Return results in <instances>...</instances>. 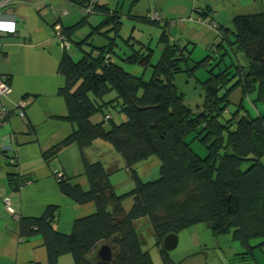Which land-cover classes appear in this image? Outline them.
Listing matches in <instances>:
<instances>
[{
  "label": "trees",
  "instance_id": "16d2710c",
  "mask_svg": "<svg viewBox=\"0 0 264 264\" xmlns=\"http://www.w3.org/2000/svg\"><path fill=\"white\" fill-rule=\"evenodd\" d=\"M65 1L86 16L91 7L90 13L102 19L79 42L72 41V36L87 23L85 19L61 29L63 41L78 48L85 44L90 50L73 62L64 49L58 68L64 85L59 94L67 107L63 119L74 128L43 157L48 160L64 146L76 145L88 188L82 190L61 174L58 189L77 205L93 203L94 212L76 219L71 231L62 234L53 228L58 209L47 207L38 218L20 220L19 238L39 236L47 264H55L65 254L71 255L74 264H152L142 248L144 237L151 234L161 263L175 264L162 248L163 238L205 224L215 235L231 233L232 240L244 249L240 255L252 258L255 250L264 247V114L252 115L243 102L249 99L252 106L264 105V10L234 16L231 26L224 27L213 23L209 7L195 9L198 17L192 20L212 24L216 43L206 48L213 57L190 64L192 50L187 43L170 39L168 22L160 23L159 16L158 20L136 18L161 30V51L152 64L148 46L133 50L134 45H129L131 53L122 57L114 51L122 25L117 10L91 0ZM94 35L106 43L93 46ZM130 40L132 35L124 42ZM226 47L235 58L240 55V63H224ZM115 57L148 67L150 79L144 81L124 71ZM214 60L217 71L210 63ZM199 69L207 76L200 82L201 110L194 113L183 104L174 79L181 73L193 76ZM112 93L114 97H107ZM232 105L237 110L229 115ZM110 110L121 117L119 123ZM97 114L101 119L96 122ZM96 140L108 143L121 157L133 182L129 192L116 194L109 182L110 174L121 167L106 168L86 158L85 150ZM194 141L205 149V156L191 149ZM150 158L158 161L159 176L141 180L134 167ZM29 180L10 175L8 182L12 191H18ZM127 198L131 200L128 210L123 206ZM254 239L261 241L251 245ZM102 246L110 253L106 262L97 255Z\"/></svg>",
  "mask_w": 264,
  "mask_h": 264
},
{
  "label": "crops",
  "instance_id": "0c3cea01",
  "mask_svg": "<svg viewBox=\"0 0 264 264\" xmlns=\"http://www.w3.org/2000/svg\"><path fill=\"white\" fill-rule=\"evenodd\" d=\"M95 1L110 10H117L121 21L134 22L136 18L143 17L150 19L144 11L151 9V16L157 13L160 23L168 22L171 40L187 43L193 49L199 42L206 48L216 42V31L212 24H207L205 20L203 24L184 22L185 19L198 17L195 9L209 7L213 23L224 27L231 26L234 16L264 10L263 0ZM166 8L171 11H166ZM97 16L98 21L102 19L100 15ZM84 19L87 21L84 24L86 30L82 38L75 39L74 34V42L84 39L100 22L90 24L83 10L65 0H17L0 13L2 23L13 22L15 25L12 33L0 32V83H6L10 90L7 96L0 97V104L3 103L6 109V116L0 122V264H47L46 251L39 236L23 240L19 238V226L10 220L4 207L5 199L21 219L38 218L47 207H56L58 211L53 228L62 234L71 231L76 219L94 212L93 203L77 205L58 189L56 173L64 175L82 190L88 188L81 154L76 145L64 146L48 160L43 157L46 151L67 138L74 128L63 119L67 115V107L59 94L64 79L58 68L64 49L60 46L56 31ZM93 37L90 41L95 46L106 43ZM70 48L66 51L69 52ZM21 102L25 103L22 117L19 116ZM106 144L96 140L87 148L85 155L88 161H97L94 151L107 148ZM157 167L158 161L150 158L136 165L134 170L141 180H145L151 175V169ZM125 173L127 183L124 189L118 192L117 186L112 185L116 194H125L133 188L128 171L125 170ZM10 175L30 180L18 191H12L8 182ZM256 252L263 254L260 264H264V247L255 250L254 254ZM55 264L74 262L70 254H65Z\"/></svg>",
  "mask_w": 264,
  "mask_h": 264
},
{
  "label": "rangeland",
  "instance_id": "374dc122",
  "mask_svg": "<svg viewBox=\"0 0 264 264\" xmlns=\"http://www.w3.org/2000/svg\"><path fill=\"white\" fill-rule=\"evenodd\" d=\"M126 10L127 9H125V11ZM150 10L144 11V14L150 16V19H153L152 17L154 13L151 16ZM166 11L169 12L171 10L166 8ZM97 17L98 16L95 14H89L88 16H86V19L90 24H96L97 22L101 21V19H99L98 21ZM85 30L86 28L84 25L75 32L76 36H74V38H82L81 35ZM105 30L107 29L104 28L102 31ZM160 32L161 30L157 26L139 23L137 21L130 22L126 19H122V25L119 30V39H116V47L114 48V51L122 57L125 54L131 53L129 45H134L133 50H137L142 45H145L152 50L151 63L154 64L158 60L161 51V48L158 45ZM130 35L133 36L132 38L134 40H130L127 44L124 42V40L128 39ZM93 39L105 41L100 35H95ZM92 45L95 46L94 43H92ZM204 46L205 45L202 42H199L197 43V47H194V49L192 47H188V50H193L191 53V61L189 62V64L192 62H197L209 55L212 57L214 56L212 50H206V47ZM226 49L228 51V56L226 55L224 57L225 64L229 65L230 62H233L234 64H237V62H241L240 55L236 56L235 58L229 48L226 47ZM89 50L90 48L85 45H82L81 48H78L72 43V47L70 48V51L68 53L72 61L77 62L83 55V52H88ZM222 52L223 51H220V54ZM114 59L116 60V63L124 69V71L130 73L131 75L135 77H142L144 81H148L150 79L151 72L148 67L128 64L120 60L118 57H115ZM210 63L214 66L213 70L217 71L218 68L215 66V60L211 61ZM220 66L222 68L224 67V65L222 64ZM206 76V71L204 69H199L193 76H188L186 73H181L179 75H176L174 79V83L178 92L183 95V104L188 106V108L194 113H199L201 110L203 90L200 82L203 81ZM107 97H114V93ZM233 97L234 95L231 98ZM252 98L253 97H250V99ZM243 106L245 110L249 111L254 116L257 115V112L264 114V105L258 104L256 107L252 106V104H250L249 102V99H245V101L243 102ZM236 110V106H229V115L234 113ZM110 115H112L114 122H120L121 117L118 114L110 110ZM94 119L100 120L101 115L97 114ZM188 140L189 138L187 139V141ZM106 145L107 148L105 149H100V151L95 150L94 155L96 160L103 163L106 168L112 165L121 167L119 170L112 172L109 176L110 184L114 187L117 186L116 190L120 192L122 189H124L125 183H127V176L125 173V169L123 168V162L121 160V157L112 149V147L108 144ZM191 149L199 156H205V149L197 141H194L191 144ZM89 157L91 158V155H89ZM158 176L159 167L152 168L151 175L145 180L152 181L157 179ZM130 204L131 200L127 198L124 200L123 206L126 210H128ZM175 236L176 245L174 249H172L171 251H167V255L175 264H260V261L262 260L263 254H260L259 252H256L254 254V258H244L242 255H240V253H242L244 249L238 242L232 240L231 233L215 235L205 224H197L191 226L176 234ZM144 238L145 241L142 248L147 252L152 264H162L152 235L149 234ZM256 241H258V239L251 240V245L257 244ZM256 259L257 261H255ZM95 262H98V260L96 259Z\"/></svg>",
  "mask_w": 264,
  "mask_h": 264
},
{
  "label": "built area",
  "instance_id": "2783aa9c",
  "mask_svg": "<svg viewBox=\"0 0 264 264\" xmlns=\"http://www.w3.org/2000/svg\"><path fill=\"white\" fill-rule=\"evenodd\" d=\"M16 1L17 0H0V13L3 10L9 8L11 5H13ZM93 2H95V0H91V3H93ZM90 10H91V7L87 8L86 13L87 14H91L92 12L90 13ZM152 18H153V20H158L157 13H155ZM190 21H192V22H198V23L203 24L199 19H197V20L190 19ZM0 23H2V22L0 21ZM11 23H13V22H11ZM0 32L12 33V32H8L6 30H0ZM60 32H61V30L56 31V36H58V38L60 40V46L63 49H66L67 50V49L70 48V44L68 42L62 40V37L60 35ZM9 92H10V90H9V87L6 85V83L1 82L0 83V97L7 96ZM24 107H25V103L24 102H21L19 104V109H20L19 110V116L20 117L23 116L22 109ZM5 116H6V109H5V106L3 105V103H1L0 104V122H2V120L4 119ZM60 175L61 174L56 173L57 178L60 177ZM4 207H5L6 212L10 216V220L13 223L18 224L20 222V220H21V217H20V215L17 212H15L12 209V207L10 206V203H9L8 199H5L4 200Z\"/></svg>",
  "mask_w": 264,
  "mask_h": 264
},
{
  "label": "water",
  "instance_id": "95a60500",
  "mask_svg": "<svg viewBox=\"0 0 264 264\" xmlns=\"http://www.w3.org/2000/svg\"><path fill=\"white\" fill-rule=\"evenodd\" d=\"M176 245V236L175 235H167L163 238L162 240V248L163 250L167 251H171L172 249H174ZM97 255L99 256V259L102 262H106L110 259V253L109 250L105 247L102 246L98 251H97Z\"/></svg>",
  "mask_w": 264,
  "mask_h": 264
},
{
  "label": "clouds",
  "instance_id": "9594fccd",
  "mask_svg": "<svg viewBox=\"0 0 264 264\" xmlns=\"http://www.w3.org/2000/svg\"><path fill=\"white\" fill-rule=\"evenodd\" d=\"M0 30H6L8 32H14L15 31V25L14 23H0Z\"/></svg>",
  "mask_w": 264,
  "mask_h": 264
}]
</instances>
